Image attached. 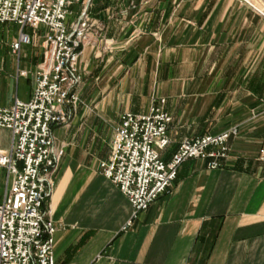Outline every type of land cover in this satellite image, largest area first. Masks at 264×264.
Listing matches in <instances>:
<instances>
[{"label": "crops", "instance_id": "1", "mask_svg": "<svg viewBox=\"0 0 264 264\" xmlns=\"http://www.w3.org/2000/svg\"><path fill=\"white\" fill-rule=\"evenodd\" d=\"M90 16L112 43L82 49L78 66L92 89L140 91L116 111V126L121 113L166 99L164 162L184 137L230 128L237 136L221 169L183 162L168 191L132 218L128 199L98 166L114 134L109 127L105 137V117L55 126L63 157L43 206L56 229L55 264H264V0H92ZM3 51L0 108L30 99L42 61L41 50L22 65L21 53ZM20 79L30 86L23 99ZM104 106L95 105L97 114ZM11 143L0 128V151Z\"/></svg>", "mask_w": 264, "mask_h": 264}, {"label": "built area", "instance_id": "2", "mask_svg": "<svg viewBox=\"0 0 264 264\" xmlns=\"http://www.w3.org/2000/svg\"><path fill=\"white\" fill-rule=\"evenodd\" d=\"M90 0H0V23L21 30L10 43L17 58L34 38L24 28L39 31L42 61L33 73L30 99H15L0 108V128L11 132V147L0 151V181L5 190L0 202V264H55L50 214L44 211L54 175L63 157L53 128L69 127L77 114L78 88L83 82L78 66L84 47L104 39V28L91 19ZM80 6L72 22V6ZM21 75H26L21 72ZM166 99H152L147 112L121 113L112 137L110 155L98 166L132 208V218L168 191L183 162L200 160L209 170L221 169L230 155L229 140L237 129L184 137L164 162L170 144L171 115ZM264 160V148L260 151ZM129 224V222L127 223Z\"/></svg>", "mask_w": 264, "mask_h": 264}, {"label": "rangeland", "instance_id": "3", "mask_svg": "<svg viewBox=\"0 0 264 264\" xmlns=\"http://www.w3.org/2000/svg\"><path fill=\"white\" fill-rule=\"evenodd\" d=\"M241 1L246 2V0H241ZM91 3H92V0H90L88 6L91 7ZM130 5H131L132 9L135 8L134 3H131ZM79 10H80V6H78L77 4H74V6H72V8H71V12L73 13V15L69 16L67 18L66 22L67 23L72 22L74 20V18L76 17V15L79 13ZM20 30H21V28L17 24L0 23V52L3 50L5 52L7 51V48L10 45V43L16 40V37H17L18 33L20 32ZM23 32H25L29 36L33 37L34 40L30 45L23 46V48L21 50L20 60H19L20 65H22L24 62H29V60L31 59V56L33 54V51L37 52L38 54L40 53V47H39L40 39L38 36L40 34H42L41 32L34 31L31 28H24ZM104 39H106V38H104ZM100 42L103 43L104 41H99L98 43H100ZM106 46H107V50H108L109 47L112 46V43L111 42L107 43ZM102 48L104 50V45ZM8 60L9 59L7 58V61ZM16 61H17V59L15 60V63H16ZM120 78H121V75L113 78L115 81L113 84L114 85L117 84L120 81ZM82 80H83V82L81 83V85L78 88L79 104L77 107V114L75 115L73 120L74 119L77 120V118L78 119H80V118L89 119L92 117L104 116L105 117V123L104 124L106 125L105 137H106V133H107V130L109 129V127H110V135H111L113 129H114L113 132H115V129L117 127L115 124L116 123V117H115L116 111L121 110L123 108V106L125 105V103L127 101V98L132 97V98L136 99V96L140 95V91L130 89L131 86L128 84L126 86H121V88L118 87V89H116V91H112V92H106L105 91L102 93L101 91L98 90V92L96 93L97 88H96V90L92 89V85H93L94 80L92 78L90 79V77H88V76H85V72H83V71H82ZM19 82L20 83H19V88H18V97L23 99L24 98L23 96H25L26 94L27 95L29 94L30 86L23 79H20ZM100 101H101V103L102 102L105 103V106H104V109L106 111L105 115L97 114L99 109L98 108L96 109L95 105ZM170 107H171V109L173 108L172 105H170ZM69 127H65V128L70 129ZM65 128H63V130H61V131H66V130H64ZM101 130H102V127L98 126L96 128V130H94V132L101 133ZM54 134H55V136L58 135L57 131H54ZM58 137H60V136H58ZM189 137H193V136H189ZM54 140H55V137H54ZM107 142H109V141L107 140ZM55 143H56L55 145L58 146L57 140H55ZM4 190H5V186H4L3 180H1L0 181V200H1V197L3 196Z\"/></svg>", "mask_w": 264, "mask_h": 264}]
</instances>
